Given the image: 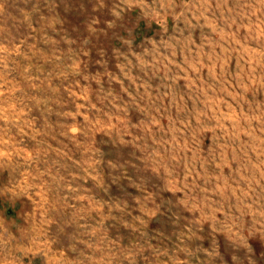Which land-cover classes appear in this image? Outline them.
I'll use <instances>...</instances> for the list:
<instances>
[{
	"label": "rangeland",
	"instance_id": "374dc122",
	"mask_svg": "<svg viewBox=\"0 0 264 264\" xmlns=\"http://www.w3.org/2000/svg\"><path fill=\"white\" fill-rule=\"evenodd\" d=\"M0 264H264V0H0Z\"/></svg>",
	"mask_w": 264,
	"mask_h": 264
}]
</instances>
